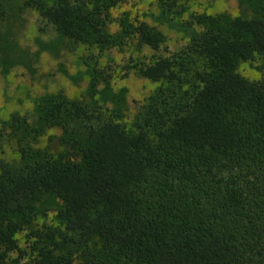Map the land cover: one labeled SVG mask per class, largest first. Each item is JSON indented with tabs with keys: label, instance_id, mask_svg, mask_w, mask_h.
Here are the masks:
<instances>
[{
	"label": "trees",
	"instance_id": "1",
	"mask_svg": "<svg viewBox=\"0 0 264 264\" xmlns=\"http://www.w3.org/2000/svg\"><path fill=\"white\" fill-rule=\"evenodd\" d=\"M125 1L22 0L56 34L42 50L92 51L64 70L88 78L78 95L38 93L0 119V264H264V0L238 15L155 0V21L187 36L168 54L157 25L114 16ZM112 50L157 83L133 115Z\"/></svg>",
	"mask_w": 264,
	"mask_h": 264
},
{
	"label": "rangeland",
	"instance_id": "2",
	"mask_svg": "<svg viewBox=\"0 0 264 264\" xmlns=\"http://www.w3.org/2000/svg\"><path fill=\"white\" fill-rule=\"evenodd\" d=\"M7 5V12L0 16V56H17L20 52H27L25 64L15 66L9 74L4 75L0 70V119L7 117L13 111H26L32 107V97L45 91H56L63 89L68 95H78L87 85L88 78L85 77L80 84H74L65 74H75L78 70L77 61L82 55L88 54L90 49L80 46L75 50L60 48L58 53L42 50L44 44L53 41L56 34L53 28L43 22L39 14L32 9L22 8V0H4ZM190 11L218 13L228 12L238 15L240 12L237 0H189ZM129 11L132 17L147 20L157 25L167 35V41L162 46L160 53L168 54L179 48L187 41V36L180 31L171 29L167 25H159L152 12L156 13L157 5L155 0H126L119 7L114 9V16ZM117 29L115 23L112 26ZM96 51V50H95ZM151 48H144V55H152ZM131 50L120 52L112 50L103 58V63H109L116 72L114 82L116 87L126 86L129 90L130 114L133 115L138 105L154 90L157 83L137 76L134 72L125 74L123 64L128 61ZM243 74L255 77L249 66L241 68ZM6 156H16L14 150L6 147ZM52 218L50 215L49 220ZM28 230L18 234L21 246L29 252ZM17 254L13 257L16 258ZM28 256L21 260L25 262Z\"/></svg>",
	"mask_w": 264,
	"mask_h": 264
}]
</instances>
